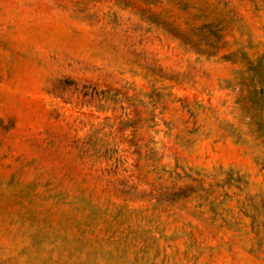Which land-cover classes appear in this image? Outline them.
<instances>
[{"label": "rangeland", "instance_id": "rangeland-1", "mask_svg": "<svg viewBox=\"0 0 264 264\" xmlns=\"http://www.w3.org/2000/svg\"><path fill=\"white\" fill-rule=\"evenodd\" d=\"M0 264H264V0H0Z\"/></svg>", "mask_w": 264, "mask_h": 264}, {"label": "trees", "instance_id": "trees-1", "mask_svg": "<svg viewBox=\"0 0 264 264\" xmlns=\"http://www.w3.org/2000/svg\"><path fill=\"white\" fill-rule=\"evenodd\" d=\"M257 84H254V91L259 93V91L261 92V90H263L262 87V83H259L258 81H256ZM258 88V89H257Z\"/></svg>", "mask_w": 264, "mask_h": 264}]
</instances>
